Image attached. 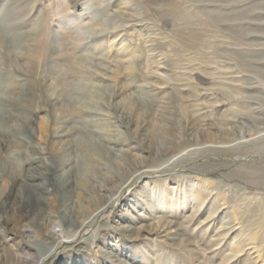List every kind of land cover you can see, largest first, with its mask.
Masks as SVG:
<instances>
[{"label": "rangeland", "instance_id": "1", "mask_svg": "<svg viewBox=\"0 0 264 264\" xmlns=\"http://www.w3.org/2000/svg\"><path fill=\"white\" fill-rule=\"evenodd\" d=\"M23 45L45 52L33 77L15 68ZM35 74L28 145L0 104V207L43 159L56 188L72 163L76 199L102 205L44 264H264V0H0V97L30 94ZM5 227L4 264H35L29 230Z\"/></svg>", "mask_w": 264, "mask_h": 264}, {"label": "bare ground", "instance_id": "2", "mask_svg": "<svg viewBox=\"0 0 264 264\" xmlns=\"http://www.w3.org/2000/svg\"><path fill=\"white\" fill-rule=\"evenodd\" d=\"M23 36L22 39L26 40ZM22 47L25 48L23 56H25L24 58L26 59V61L24 62V65L16 64L17 66L15 68H17L16 70L18 71V73H20V75H24L23 72L25 68H27L25 70L26 74L29 73L33 77V74L36 71V67L39 64L38 61L45 55V52L40 50L38 52L34 49L31 50V46L29 45H23ZM9 49L10 48H8L7 50L9 51ZM21 56L22 55H20V57L16 56L15 59H22ZM163 70L166 71V69ZM37 75L36 79L33 78L34 87L32 85L33 88L30 94H28L26 89H20V91L11 94L12 96L0 97V104L8 109L6 110V112L9 116V120L5 125L7 126L8 130V139H11L13 141L15 140L25 145L29 144L35 134L33 125L35 118L32 116L29 110L30 107L33 106V103L37 101L36 99L34 100V98L38 97L35 96V91L40 92V86H42V84L40 83H42L43 78L38 79ZM28 76L29 75H27V77ZM152 76L153 75L149 74L147 75V78ZM68 78V76L64 75L62 78L56 81L55 85L50 86L52 93L48 95V99L53 102L52 104L62 106L63 104L61 103L66 101L67 96H72V94L74 93V90L71 89L70 91H68L64 88V85L68 83ZM57 85L61 86L60 91L56 90ZM2 89H6V92L10 91L7 90L9 88L4 85ZM31 95L33 96L31 97ZM71 96L70 101L69 99H67L68 103L70 102L68 104L70 108H68V112L70 115H75L76 109L72 108L75 103L71 102ZM39 98H42V95L41 97L39 96ZM77 98H80L79 100L81 101V105L85 106L89 104L88 99L84 98V96H79ZM38 100L41 101V99ZM15 106L21 111L20 113H12V110L15 109ZM61 111L64 112L65 110L63 109ZM203 127V137L207 138L208 141H211L212 137H218L216 136V134L211 132L214 131V128L209 127L208 125H205ZM172 130V128L169 130L164 129L160 132H171ZM218 132L223 136L228 135L227 131L223 129H218ZM235 135H241V138H244L242 131H239ZM235 135L233 134V136ZM156 136L158 135L156 134ZM110 142H112V140ZM235 146L233 145L231 147ZM208 147L217 149L214 146ZM218 149L221 148L219 147ZM42 162L44 165L43 169L36 170L35 167L29 165L25 169L24 173H18L17 175H15L13 182L10 183L8 188L11 200L9 202L6 200L2 201L3 203L0 207V228H2V230H0V264H4L9 261V254L3 251V242L5 241V239H3V235L6 230L5 226H8L10 228H16L20 226L18 230H21V233L24 232L23 236L29 230V233H27L28 235L22 237L27 243V248L25 250H20L19 253L21 256H23V259L28 256L29 258H31V260L33 259V263L44 264V261H46L47 258L54 253L56 248H58L62 243H64V241L68 240L70 237H73V235H75V232L81 226H83L85 222L91 220V218L93 217L92 215L94 213H97L98 209H100L102 206L94 205V203L92 205H94L95 208L92 209L91 207L93 206L91 205V203H88L89 198L86 199L81 197L80 199H76L78 187L76 186V173L74 174L72 163H64L66 165L64 167L62 166L63 168L61 169L62 173H60V176L63 177V180L62 185L60 186L61 188L58 189L55 187L53 180L51 179L53 172L52 166L46 161V159H43ZM136 172L137 171L134 170L133 174H135ZM105 180L108 181L109 179L106 178ZM94 182L97 183V179H94ZM97 189L100 193L105 191V188L103 189L101 185L97 187ZM104 202L106 201L104 200ZM59 208L62 210L61 215L63 217H60V215H58V213L56 212V209ZM68 221L69 225L64 226V224ZM42 226L48 230L46 238H43L39 233V229ZM70 227L72 228L70 229ZM32 239H34V241H36L37 243L42 244L44 251L41 250L40 252L35 246V243L34 241H32ZM79 256L77 255L78 259L76 261L71 260V264H78V260L80 259L81 261L80 257L85 258L84 256ZM82 262H84V264L91 263L90 261L88 263L87 260H83Z\"/></svg>", "mask_w": 264, "mask_h": 264}]
</instances>
